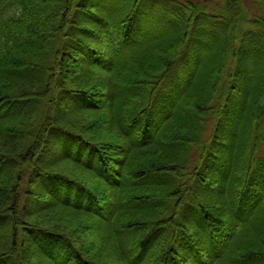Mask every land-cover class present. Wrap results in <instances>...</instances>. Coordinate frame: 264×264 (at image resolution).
<instances>
[{"label": "trees", "instance_id": "obj_1", "mask_svg": "<svg viewBox=\"0 0 264 264\" xmlns=\"http://www.w3.org/2000/svg\"><path fill=\"white\" fill-rule=\"evenodd\" d=\"M0 264H264V0H0Z\"/></svg>", "mask_w": 264, "mask_h": 264}, {"label": "rangeland", "instance_id": "obj_2", "mask_svg": "<svg viewBox=\"0 0 264 264\" xmlns=\"http://www.w3.org/2000/svg\"><path fill=\"white\" fill-rule=\"evenodd\" d=\"M152 1H155V0H152ZM120 6H118L117 8H115V16L116 17H114L115 18V21L114 22H117L118 21V19H119V8ZM211 13V12H210ZM118 17V18H117ZM102 37H104V34H102ZM106 50H108V49H106ZM105 53V52H104ZM107 54L105 53V56H106ZM181 69H178V71H177V73H176V76H173L172 74L169 76V78H168V80H170L171 79V76H172V83H171V86L169 87L170 89L168 90L169 92H171L172 90H174V88L176 89L177 87H178V84L179 83H177V81H175L176 79H179V77L181 76L182 78H183V76L184 75H186V71H184V68H185V66L184 65H182L181 67H180ZM167 80V81H168ZM173 80H174V82H173ZM178 89V88H177ZM93 130H97L98 132H99V134H102V132H103V128H102V126H100V125H98V126H96V127H94L93 128ZM82 235V234H81ZM87 239V240H86ZM81 240L83 241V242H86V243H88L89 245L88 246H90L91 244H92V241H93V239H92V237H90V238H82V236H81Z\"/></svg>", "mask_w": 264, "mask_h": 264}]
</instances>
